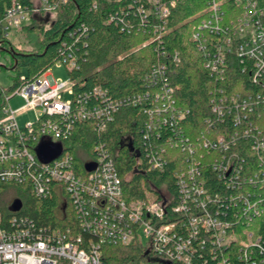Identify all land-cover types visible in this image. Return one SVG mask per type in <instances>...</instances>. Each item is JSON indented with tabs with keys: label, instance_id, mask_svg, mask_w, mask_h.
<instances>
[{
	"label": "built area",
	"instance_id": "obj_1",
	"mask_svg": "<svg viewBox=\"0 0 264 264\" xmlns=\"http://www.w3.org/2000/svg\"><path fill=\"white\" fill-rule=\"evenodd\" d=\"M31 1V8L12 2L1 16L3 40L35 19L51 24L72 0ZM134 1L141 21L152 22V41L162 48L177 0ZM228 1L207 0L206 16L193 26L192 39L210 75L223 81L235 63L254 87L264 89V0H231L238 9L232 12ZM107 18L112 21L113 15ZM159 53L180 62L177 52ZM57 63L79 69L72 53H63ZM49 70L12 95H21L27 102L23 108L37 112L35 121L21 127L18 112L6 100L0 120V183L25 185L36 198L58 196L63 204L68 198L75 224L43 227L27 216L0 214V264H106L108 245L141 247L126 264H264V237L252 227L264 214V129L249 116L254 108H264V92L226 94L220 88L209 102L212 116L204 120L205 132L190 127L187 132L188 111L178 105L179 85L170 80L165 61L152 68L144 91L122 99L101 86L76 91L71 79L57 83ZM123 106L139 108L147 119L141 128L144 145L137 148L142 151L139 164L161 172L169 158L184 155L185 166L173 170L175 192L153 184L142 198L127 199L103 139L78 170L65 139L87 123L98 136L105 134ZM132 139L126 135L122 143ZM43 141L60 144L61 155L42 160L38 148ZM243 146L258 155L252 165L246 164ZM88 164L94 169L88 170Z\"/></svg>",
	"mask_w": 264,
	"mask_h": 264
},
{
	"label": "trees",
	"instance_id": "obj_2",
	"mask_svg": "<svg viewBox=\"0 0 264 264\" xmlns=\"http://www.w3.org/2000/svg\"><path fill=\"white\" fill-rule=\"evenodd\" d=\"M12 2L28 8L33 4L31 0H0V18ZM134 2L72 0L58 10L51 24L35 19L31 25L22 28L39 34L38 49L33 52L15 49L8 39L3 40L0 35V50L11 55V70L17 73L8 88L0 87V120L4 118L3 109L8 103L6 100L11 99L20 86L30 84L42 76L62 58L63 53H72L77 59L79 69L69 70L66 67L76 91H91L101 86L107 88L114 99L134 97L144 91L152 68L161 60L165 61L169 67L170 80L179 85L176 91L178 105L183 111H188L184 125L199 133H204L207 128L204 120L212 116L209 102L221 93L220 88L226 94L264 92L263 88L254 87L235 63L223 81L210 75L204 67V54L198 51L192 32L193 26L206 16L207 0H177L162 48L157 41H152V22L148 24L141 21ZM226 8L229 12L238 10L231 0L227 2ZM109 14L113 15L112 21H108ZM162 49L172 56L175 52L179 53L180 62L175 63L171 58L163 59L159 53H162ZM22 68L26 69V74L21 72ZM249 116L251 121L264 129V108H254ZM146 120L139 108L123 106L105 134H95L90 123L80 124L65 139L64 144L75 156L77 168L81 171L84 158H92L94 145L103 139L109 145L129 200L142 198L147 191H151L153 184H164L175 192L173 170L185 166L182 162L183 154L175 155L179 156L175 161L169 158L161 172L149 171L145 163L139 164L142 151L137 148L144 145L141 128ZM126 135L132 136L131 144L122 143ZM242 148L246 164L252 165L253 160H258L257 153L244 146ZM206 173L207 177L213 179L211 172ZM212 182L216 188L221 189L217 180ZM61 199L58 196L36 198L25 185L0 183V214L5 218L27 216L39 226L63 229L75 224V216L69 199L64 198L65 204ZM15 200L22 202L18 212L10 209ZM252 227L264 237V214L254 221ZM104 250L106 264H126L142 252L139 246L121 245H108Z\"/></svg>",
	"mask_w": 264,
	"mask_h": 264
},
{
	"label": "rangeland",
	"instance_id": "obj_3",
	"mask_svg": "<svg viewBox=\"0 0 264 264\" xmlns=\"http://www.w3.org/2000/svg\"><path fill=\"white\" fill-rule=\"evenodd\" d=\"M40 0H34V4L39 5ZM56 16L51 18V21H55ZM45 24V23H44ZM39 34L38 32H30L26 29L13 30L9 34V42L17 50L23 51H36L38 49ZM13 59L8 52L0 50V87L8 88L12 84L13 78L17 75L15 71L11 70ZM21 72L26 74L25 68H22ZM47 74H52L57 83H62L70 78V73L66 69V66L61 63L54 64ZM66 99H70L68 94L65 95ZM10 108L13 111L18 112L17 121L18 124L23 127L29 122H33L37 118V112L33 108H23L27 104L26 100L21 95H15L10 100ZM146 245L147 240H144Z\"/></svg>",
	"mask_w": 264,
	"mask_h": 264
},
{
	"label": "water",
	"instance_id": "obj_4",
	"mask_svg": "<svg viewBox=\"0 0 264 264\" xmlns=\"http://www.w3.org/2000/svg\"><path fill=\"white\" fill-rule=\"evenodd\" d=\"M61 152L60 144H51L47 141H43L38 148V156H40V158L44 161H50L53 158H56L57 156L61 155ZM94 167L95 166L93 164H88L86 168L91 171L94 169ZM21 208V200H15L10 207L13 212H18L21 210Z\"/></svg>",
	"mask_w": 264,
	"mask_h": 264
}]
</instances>
